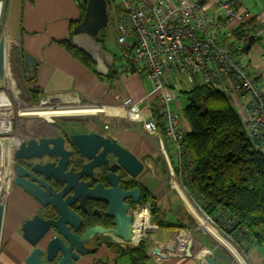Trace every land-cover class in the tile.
<instances>
[{
    "label": "crops",
    "instance_id": "0c3cea01",
    "mask_svg": "<svg viewBox=\"0 0 264 264\" xmlns=\"http://www.w3.org/2000/svg\"><path fill=\"white\" fill-rule=\"evenodd\" d=\"M83 1L7 0L0 30V35L6 42L5 68L12 71V74H9L12 77L10 80L19 85L24 102L28 100L33 102V95L38 92L32 90H38L41 92L42 103L59 101L113 106L126 98L138 101L151 90V83L144 73L117 72L120 49L116 43L118 54L112 53L102 33L108 24L111 23L112 28L114 27L109 0H105L108 16L106 26L97 30L94 36H89L99 45L98 51H104L109 56H101V69H96L95 64V69L101 78L81 65L59 44L60 41L70 38V24L81 18L79 4ZM239 2L254 14V26L264 31V0H239ZM84 13L85 9L82 18ZM77 34L72 37H75L77 44L85 46L87 37L83 33ZM243 59L249 63L251 73L259 87L264 89V42L261 39L253 42L243 55ZM113 70L115 76L106 79L105 77ZM4 83L5 81L2 86ZM174 102L175 105L171 107L181 114L180 126L188 134L190 127L182 116V110L187 104L181 105L180 97ZM233 111L241 122L242 110L233 109ZM104 116L107 119L101 120V124L108 127L111 137L144 164L137 180L144 188L145 194L154 200L157 213L170 212V219L165 221L160 219L163 226H159L153 222L151 214L152 223L157 225L158 229L148 233L141 244L146 246L145 251L141 246L124 249L110 241L94 240L88 245L89 248H94V252L84 255L74 264H205L196 256L205 248L211 252L210 256L214 258L215 264H264V245H250L243 250L244 253H241L230 241L222 238L213 224H206L204 215L199 213L196 202L180 185L176 173L173 177L170 176L167 161L158 147L157 141L160 137L164 146L168 142L161 135L160 128L157 133L149 135L141 128L140 130L135 128L126 118ZM35 127L29 130L19 128L14 135L21 137L31 135L34 130L44 125ZM20 140L17 138V141ZM168 146L172 148L174 156L172 145L169 143ZM168 159L170 168L176 172L177 165H172L169 157ZM141 203L149 204L151 210L149 202ZM38 210L39 205L30 196L15 185H9L4 198L0 232V264H26L25 259L31 247L22 238L21 226ZM156 220L159 219L156 217ZM179 233L183 234L180 239L177 237ZM171 236L178 239L173 255L168 259L154 260L149 255V248L163 247ZM189 238L194 240L191 258L184 252L185 242Z\"/></svg>",
    "mask_w": 264,
    "mask_h": 264
},
{
    "label": "built area",
    "instance_id": "2783aa9c",
    "mask_svg": "<svg viewBox=\"0 0 264 264\" xmlns=\"http://www.w3.org/2000/svg\"><path fill=\"white\" fill-rule=\"evenodd\" d=\"M108 3L120 49L118 72L144 73L151 83V90L138 101L126 98L108 107L124 111L125 115L112 116L140 124L149 135L159 128L164 130V138L173 147L175 175L180 182L185 176L181 159L187 149V138L180 126L181 114L171 107V102L179 100L182 78L190 81V89L196 83L205 85L223 95L232 109L242 110L244 141L253 151L264 153V89L243 59L253 42L259 39L264 42V31L254 26V14L239 0H109ZM187 99L190 103L193 97L187 93ZM71 103L79 104L66 102ZM11 131L10 120V130L0 136L11 135ZM158 147L173 177L161 137ZM130 212L132 236L136 227L140 230L138 239L134 241L131 237L130 243L115 237L109 240L124 249L137 248L135 245L143 242L148 233L158 229L152 223L149 204L141 203ZM142 214L147 219L142 227L136 226V219ZM203 217L206 224H212L209 217ZM210 254L205 248L196 256L204 261Z\"/></svg>",
    "mask_w": 264,
    "mask_h": 264
},
{
    "label": "water",
    "instance_id": "95a60500",
    "mask_svg": "<svg viewBox=\"0 0 264 264\" xmlns=\"http://www.w3.org/2000/svg\"><path fill=\"white\" fill-rule=\"evenodd\" d=\"M6 2L7 0L1 1L0 30ZM106 5L105 0H86L84 16L73 29V35L83 33L87 37V42L85 46H81L77 44L75 37H72V45L89 56L97 65L96 69L102 68L101 56H109L104 51H98L99 45L89 36H94L97 30L106 26L108 19ZM5 48V39L0 35V88L5 81ZM51 123L53 121H50ZM17 138L14 133L0 136V232L4 198L9 185L12 184L39 205L38 212L26 219L21 226L22 238L31 247L25 259L26 264H74L84 255L94 252V248L88 247L89 243L98 240L104 234L130 243L132 237L130 210L141 202L140 189L134 187L120 190L117 186L119 178H113L109 174L105 179L111 189L106 190L100 185L89 190L87 183L79 182V179L84 175L91 176L94 168L106 163L107 155L114 158V163L109 167L111 171L119 169L135 179L144 168V164L137 157L115 140L104 139L95 134L71 135L68 137L69 141L79 156L89 161L81 165L77 172L72 173L65 171L70 153L62 149L61 137L40 139L31 137L26 141H17ZM44 157L57 160L42 162ZM18 160H24L29 169L16 164L15 161ZM44 179H52L63 186V189L58 193L52 191ZM87 198L103 201L107 205L105 215L112 219L110 229L93 226L81 234L78 233L81 220L69 207L79 203V207L84 210V201ZM182 236V233L177 235L178 239ZM178 239L171 236L163 247H150L149 255L156 261L170 258L176 250ZM193 246L194 240L189 238L184 245V252L189 258L193 257ZM135 247L139 248L140 244ZM204 262L215 264L212 256L206 257Z\"/></svg>",
    "mask_w": 264,
    "mask_h": 264
},
{
    "label": "trees",
    "instance_id": "16d2710c",
    "mask_svg": "<svg viewBox=\"0 0 264 264\" xmlns=\"http://www.w3.org/2000/svg\"><path fill=\"white\" fill-rule=\"evenodd\" d=\"M85 4L86 0L79 4L82 15ZM82 15L79 20L71 22L70 38L59 44L101 78L95 63L71 42L73 29ZM114 76L113 70L105 78ZM32 92H38L32 100V104L37 105L41 101V92ZM188 93L193 99L182 110L190 127L186 134L187 149L181 159L185 170L182 186L203 215L209 217L218 232L241 253L250 245L263 246L264 154L247 146L242 124L223 95L200 83L192 86ZM160 133L164 137L162 128ZM141 202L150 203L153 222L163 226L160 220H156L158 210L154 200L144 194ZM141 248L146 250L145 245Z\"/></svg>",
    "mask_w": 264,
    "mask_h": 264
},
{
    "label": "flooded vegetation",
    "instance_id": "af4514ba",
    "mask_svg": "<svg viewBox=\"0 0 264 264\" xmlns=\"http://www.w3.org/2000/svg\"><path fill=\"white\" fill-rule=\"evenodd\" d=\"M92 119L83 120V121H75L69 119L64 123L54 122L45 125L44 127H39L38 130H34L33 134L25 135L24 137L18 136L21 140H28L33 137L35 139L40 138H51V137H61L63 140L62 149L66 152H69L70 155L67 157L68 163L65 168V171H70L72 173L77 172L80 166L83 164H87L89 161L80 157L76 148L69 141V136L71 135H79V134H95L104 139L115 140L108 133V127L106 125H102L101 122H92ZM26 134V133H25ZM116 141V140H115ZM117 142V141H116ZM118 143V142H117ZM119 144V143H118ZM120 145V144H119ZM127 150V149H126ZM130 152V151H129ZM57 159L44 157L42 162H55ZM106 163L102 164L100 167L94 168L92 170L91 176H82L79 179V182L87 183V189H93L95 186L100 185L103 190L111 189L108 181L105 179L106 175L109 174L113 178L117 177L119 180L117 181V186L120 190H129L134 187H138L141 191V199L145 194L144 188L141 183L137 180V177L134 179L125 175L122 170L114 169L110 170L109 167L114 163V158L107 155ZM16 164H21L25 169H29L28 164L24 160L15 161ZM46 183L50 186L51 190L58 193L63 189V186L55 183L52 179H44ZM71 193V191L69 192ZM68 193V194H69ZM96 194V193H95ZM97 195V194H96ZM84 210L79 207V203L72 205L69 207L70 210H73L80 218L81 222L79 223L78 233H83L84 230L93 227L100 226L104 229H110L112 227V219L109 216L105 215L107 205L100 200H92L85 199L84 201ZM151 212V210H150ZM111 236L109 234L101 235L98 240L109 241Z\"/></svg>",
    "mask_w": 264,
    "mask_h": 264
},
{
    "label": "rangeland",
    "instance_id": "374dc122",
    "mask_svg": "<svg viewBox=\"0 0 264 264\" xmlns=\"http://www.w3.org/2000/svg\"><path fill=\"white\" fill-rule=\"evenodd\" d=\"M110 22V21H109ZM105 35V41L107 43H109V47L110 49L113 51L112 53H117L118 54V48L116 46V31L114 30V27L112 28L111 23L108 24V26L106 27V29H104V31L102 32ZM119 55V54H118ZM118 61V60H117ZM9 74H12V71L9 69H6V73L5 75V83L4 85L0 88V91H4L5 94L8 96L9 100L11 101L12 104V108H13V117L11 119V127H12V131L11 133H14L15 131L17 132L19 130V128H22L23 130H29L31 128H36L35 126H45L47 124H50V121H54V122H58V123H64L65 121H68L69 119L75 120V121H83V120H89L92 119V122H101V120H106L107 118L103 115V114H93V115H82V116H59V117H53L50 119L49 122H45V120L39 119L35 116H20L18 115V109L19 107L21 108H27V107H34V106H42V107H47V106H56V105H65L66 102H62V103H57V102H46L45 104L42 103V101H40L39 104L37 105H33L31 101H23L22 97H21V91H20V87L17 83H15V81H10V79L12 78L11 76H9ZM184 79V80H183ZM184 85L181 86V92L182 94L180 95V103L181 105L188 104L187 102V93L190 89V81H188L185 78H182ZM178 83V81H177ZM77 103V102H75ZM79 104H84L82 102H79ZM67 105V104H66ZM71 105H73V103H71ZM175 105V102L172 101L171 102V106ZM173 108V107H172ZM105 125V124H104ZM135 128H138V130H140L141 125L140 124H134ZM24 132V131H23ZM22 132V134H23ZM158 142V141H157ZM169 143L166 142L165 147H166V151L168 153V157L170 158V162L172 165H176V161L175 158L173 156L172 153V148L170 146H168ZM174 173H176L174 171ZM166 175H164L165 177ZM180 185L182 186L183 184L181 182H179ZM183 187V186H182ZM186 191V190H185ZM170 212H160L156 214L157 219H164L168 220L170 219ZM220 234V233H219ZM221 235V234H220ZM222 236V235H221ZM222 238H224L222 236ZM225 240H228L226 238H224ZM229 241V240H228ZM231 242V241H230ZM143 242H140V244H142ZM232 243V242H231Z\"/></svg>",
    "mask_w": 264,
    "mask_h": 264
},
{
    "label": "bare ground",
    "instance_id": "6f19581e",
    "mask_svg": "<svg viewBox=\"0 0 264 264\" xmlns=\"http://www.w3.org/2000/svg\"><path fill=\"white\" fill-rule=\"evenodd\" d=\"M11 81V80H10ZM12 82V81H11ZM104 114V115H125L124 111L111 108L108 106H97V105H56V106H34L18 109V115L20 116H35L39 119L49 122L53 117L59 116H82V115H93V114ZM13 117V108L11 101L4 91H0V133H6L10 130V120ZM147 219L146 214L139 215L136 219V226L139 224L141 227L144 225V221ZM135 233L132 238L136 241L139 237L140 230L134 227ZM216 235V234H215ZM217 236V235H216ZM222 242H224L219 236H217ZM226 244V243H225ZM228 245V244H227ZM242 264V263H241Z\"/></svg>",
    "mask_w": 264,
    "mask_h": 264
}]
</instances>
